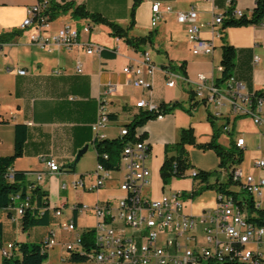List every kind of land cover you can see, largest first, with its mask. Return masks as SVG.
<instances>
[{
    "label": "crops",
    "instance_id": "1",
    "mask_svg": "<svg viewBox=\"0 0 264 264\" xmlns=\"http://www.w3.org/2000/svg\"><path fill=\"white\" fill-rule=\"evenodd\" d=\"M35 1L0 0V33L20 31L10 40L0 43V156L13 153L15 126L23 125L25 140L22 155L14 160L12 170L26 172L27 187L34 184L47 193L49 222L23 230L21 217L15 214L14 209H2L0 244L12 242L16 245L15 249L20 243L41 244L52 232L56 244L47 250V258L42 264H95L93 260L72 258L66 245L73 243L76 235L93 229L97 221L92 211L79 212L72 208L73 205H93L108 201L114 203L121 195L117 186V173L104 187L93 191L88 189L94 182L92 172L98 161L91 125L97 118L99 99L105 100L109 114L108 123L100 128L99 133L104 135L103 139L109 140L119 138L121 127L132 122L144 110L136 106L141 99L151 100L158 105L165 104L167 107L183 101V105L180 103L179 106L183 109L186 105L183 110L191 117L183 115L176 107L165 112L162 119L152 118L137 128L140 134L144 133L143 139L149 145L147 166L149 162L157 161L159 171L165 156L173 153H166L165 147L178 141L182 129L192 127L196 142L210 139L211 132L207 136H197L198 122L194 112L197 113L202 107L204 117L214 120L206 107L193 104L192 84L176 79L173 87L166 85L167 72L172 71L191 80L198 74H204L218 81L222 72V45L226 43L236 51L232 74L249 90L264 89V19L256 25L223 26L225 20L237 18L232 15V9H239L249 17L256 0H233L232 4L229 0H142L136 8L133 25L128 30L130 37L146 39L140 44V50H135L123 38L112 36L107 25L72 14L73 8L81 5L87 12L99 14L127 29L133 0L51 1V4L71 5L66 12L50 15L51 33L65 23L76 27L89 23L92 29L89 33L80 32L79 41L82 45L69 50L58 48L47 52L29 42V29L20 28L28 7ZM154 2L171 6L172 12L162 13L157 25L151 27V5ZM190 8L196 10L197 22L204 24L200 37L213 40L214 50L211 54H193L186 25L175 19L176 12ZM216 16L223 17V23L216 26L221 33L219 36H213L208 26ZM88 42L103 47V51L86 55L84 47ZM143 52L149 54L156 67L152 77L145 75L152 81L149 90L127 83V77L122 72L126 65H140ZM77 59L83 62L82 73L75 71ZM20 69H24L25 74H19ZM242 119L232 121L234 133H227L231 143L236 135L241 136L242 129L239 127L237 131L236 126ZM214 122L220 128L221 121ZM83 147H87L85 152L74 167H69ZM44 158H53L60 170L50 172L44 164ZM37 173H42L40 180H37ZM80 178L84 182L83 189L74 186ZM69 186L73 187L70 194L67 192ZM164 187L162 182L156 196H151L150 176L146 191L153 198L173 192L165 191ZM185 204L186 201L184 207ZM56 210L60 211L59 215L55 214ZM71 219L75 223V230L62 228L61 224ZM15 253L18 254V251L15 250Z\"/></svg>",
    "mask_w": 264,
    "mask_h": 264
},
{
    "label": "built area",
    "instance_id": "2",
    "mask_svg": "<svg viewBox=\"0 0 264 264\" xmlns=\"http://www.w3.org/2000/svg\"><path fill=\"white\" fill-rule=\"evenodd\" d=\"M51 1L63 0H36L28 7L20 28L30 30L29 42L47 52L58 48L69 50L82 45L79 41L80 32L89 33L91 24L85 23L79 29L75 25L65 23L51 33ZM229 2L232 4L233 0ZM171 12L172 7L169 5L152 3L150 26L157 25L162 13ZM231 12L237 18L243 15L239 9H232ZM175 19L178 23L186 25L187 38L193 54L213 52V40L204 39L199 35L204 24L197 22L195 9L178 11L175 13ZM222 23V16H216L208 23L213 36L221 34L216 26ZM103 49L91 42L84 47L86 55L100 54ZM1 53L0 49V55ZM141 56L140 65H126L122 72L127 77V83L149 90L152 81L145 75L152 77L156 67L147 52H143ZM254 60H257V56ZM75 71L83 72V62L79 59L76 60ZM18 73L25 74V70L20 69ZM167 73L166 85L169 87L175 85L176 79L192 84L193 104L203 105L209 110L212 119L221 121L222 132L233 134L232 121L247 118L261 129L258 148L264 145V89L249 90L233 74L223 81H214L204 74H198L191 80L172 71ZM109 90L110 88L105 93ZM136 106L153 113L155 119H162L165 115L160 112L159 105L151 100L141 99ZM105 107V100L99 99L97 118L91 125L95 141L104 138L99 130L109 121ZM128 134V127H121L120 136ZM138 135L136 129L135 137ZM233 144L236 149L243 150L246 141L244 137L236 135ZM148 154V143L144 139H135L133 142H127L121 149L116 169H107L97 161L92 172L94 182L88 189L93 191L104 187L117 173V186L121 195L114 203L108 201L93 205H73L72 208L79 212L92 211L97 220L93 227V241L97 251L87 253V260H93L95 264H264V222H260L264 219L260 215V212H264V156L254 162V167L262 172L257 176L251 173L245 176L241 164H235L225 170L231 184L238 185L242 192L250 195V200H238V193L230 190L228 184L218 185L215 188V205L194 215L183 211L184 201L193 197L194 188L187 193L173 191L157 198L148 194L146 188L151 176L146 164ZM102 160H108L107 153L102 154ZM43 161L50 172L60 170L53 158H44ZM187 175L195 179L198 177V171L193 170ZM41 177L42 173H37V180ZM7 178L13 180L12 170H9ZM74 186L85 188L83 179L75 181ZM15 201L13 209L15 214L21 217L31 204L19 194L15 196ZM55 214L59 215L60 211L56 210ZM61 226L67 231L75 230L72 219ZM53 236L51 232L40 244L45 251L56 244ZM15 247L12 242L1 245L2 257L10 256ZM66 247L71 253L86 254L80 234Z\"/></svg>",
    "mask_w": 264,
    "mask_h": 264
},
{
    "label": "trees",
    "instance_id": "3",
    "mask_svg": "<svg viewBox=\"0 0 264 264\" xmlns=\"http://www.w3.org/2000/svg\"><path fill=\"white\" fill-rule=\"evenodd\" d=\"M142 0H133L132 6L129 13V27L124 29L118 24L108 21L101 15L96 13H89L81 5H77L73 8L72 14L78 17L90 18L94 22L103 23L107 25L111 30V35L117 38H123L131 47L135 50H140V44H142L145 38H133L128 35L129 28L133 25L134 14L136 8L141 3ZM71 8L68 3L64 4H51L49 7V13L54 16L58 12H66ZM264 19V0H256L255 5L251 11V15L247 17L242 15L238 18H230L224 21V28L227 26H248L256 25L262 22ZM20 31L14 30L11 32L0 33V43L10 40L13 35L19 34ZM236 51L233 46L229 44L222 45L221 62L222 67L221 77L218 81H223L232 75V70L234 68ZM180 103H172L169 107L165 104H160V112H167L170 109H174L179 106ZM154 118V114L147 110H143L138 113L132 122L126 124L125 126L129 129V134L125 136H119L116 139H101L95 141V149L97 153V160L103 164L107 169H116L119 161V155L121 149L127 142H133L135 139H143L144 133L135 137V130L146 123V121ZM213 132L210 139L206 142H196L195 136L193 134V128L189 127L182 129L179 134V139L176 143L165 147V152L172 151L173 154L170 156L166 155L163 163L159 169L160 177L163 184H167L171 178L182 177L185 172L190 167L188 153L185 149L186 144H194L202 150H213L219 157L220 168H225L228 170L235 164H241L243 159V152L240 149H236L233 143L230 144L228 148L223 147L217 142V138L220 135V128L216 127L214 120L209 119ZM25 140V128L21 124L15 126V140H14V151L11 155L0 156V210L13 208L16 204L15 196L20 195L22 199L27 198L31 204V207L27 208L21 215L23 230H28L34 226L46 225L49 222V212L47 204V193L41 190L37 186L28 187L25 184L26 172L12 170L13 162L16 158L22 155L23 145ZM108 154V160H102V154ZM9 170L13 172V180H9L8 173ZM209 172L199 170L198 177L201 178L202 182H207V187L216 188L218 185L227 186L231 184V179L228 178V183H208ZM220 187V186H219ZM260 215L264 217V212H260ZM264 222V219L260 220ZM93 229L87 230L81 234V241L86 252L85 255H79L77 253H72V258L76 260L86 261L87 253L96 252L97 246L93 241ZM2 237V223L0 222V240ZM1 247V244H0ZM18 251V254L15 253ZM12 251L11 255L8 257H2L1 264H42L47 258V251H45L40 244L36 243H20L18 247Z\"/></svg>",
    "mask_w": 264,
    "mask_h": 264
},
{
    "label": "rangeland",
    "instance_id": "4",
    "mask_svg": "<svg viewBox=\"0 0 264 264\" xmlns=\"http://www.w3.org/2000/svg\"><path fill=\"white\" fill-rule=\"evenodd\" d=\"M78 28L81 29V25H78ZM181 105H183V101H180ZM186 108V105L183 106V109ZM180 111L183 115L190 114L183 110L181 106H177L176 108ZM195 115V119L198 122V133L197 136L201 135L204 136L213 132V127L211 126L207 117H204L203 108L200 107L197 113H193ZM241 128L243 136L246 140V147L242 151L243 152V159L241 161V168L243 170L244 175H248L249 173L257 176L262 174V172L254 167V162L257 158L264 156V145L259 147V128L254 125L249 119L243 118L236 126L237 128ZM238 131V129H237ZM230 136L227 133H220L217 138V142L222 145L223 147L228 148L231 144ZM200 140V139H198ZM200 142V141H198ZM185 149L188 153L190 167L185 172V176L182 177H173L168 184L165 185V191L173 190V191H181L182 189L187 193L191 191L194 187V194L193 197L187 198L184 212L185 213H192L194 215H198L201 213L203 208H211L216 203L217 192L212 187H207V182H202L200 177L192 179L187 174L193 170L199 171H206L209 172L208 183H228V175L225 171V168H220L219 166V157L213 150H202L195 146L194 144H186ZM173 154V153H172ZM148 166L151 170V196H156L161 187V178L158 171L157 161L149 162ZM70 181V180H69ZM228 188L232 191H236L238 200L240 199H248L250 200V195L245 192H242L238 185L230 184ZM181 189V190H180ZM73 187L69 186L67 192L72 193ZM71 205V203H70ZM264 208V206H263Z\"/></svg>",
    "mask_w": 264,
    "mask_h": 264
},
{
    "label": "water",
    "instance_id": "5",
    "mask_svg": "<svg viewBox=\"0 0 264 264\" xmlns=\"http://www.w3.org/2000/svg\"><path fill=\"white\" fill-rule=\"evenodd\" d=\"M86 148H87V147H83V148L78 152V154L76 155V158H75V160L73 161V163H71L70 165H68L69 167H74V166H75V164L78 162L80 156L85 152Z\"/></svg>",
    "mask_w": 264,
    "mask_h": 264
}]
</instances>
